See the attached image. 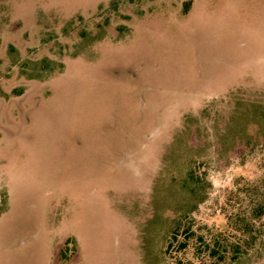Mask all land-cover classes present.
<instances>
[{"label": "rangeland", "instance_id": "rangeland-1", "mask_svg": "<svg viewBox=\"0 0 264 264\" xmlns=\"http://www.w3.org/2000/svg\"><path fill=\"white\" fill-rule=\"evenodd\" d=\"M256 47L264 0H0V264H264V216L237 261L180 251L264 195Z\"/></svg>", "mask_w": 264, "mask_h": 264}, {"label": "trees", "instance_id": "trees-1", "mask_svg": "<svg viewBox=\"0 0 264 264\" xmlns=\"http://www.w3.org/2000/svg\"><path fill=\"white\" fill-rule=\"evenodd\" d=\"M107 24L108 22L104 23V25ZM86 35L87 31L82 30L80 32V36L82 38ZM41 63L43 64L44 70L47 72L46 75L48 76L52 75L56 71L63 70V64L58 68L57 66L51 67L52 64H55V61L47 57L43 58L41 60ZM23 72H25V70ZM25 73L29 78H46V75H34L28 70ZM18 94H21V92H19ZM263 216L264 195H262L261 198L251 199L246 214L242 217H239V215L236 217L234 228L239 231L242 236L237 240L233 239L237 236V234H229L227 229H214L204 231L197 228L194 229L193 225H190L187 222V226L183 228L182 221H180V235L183 236L182 239H180V251L185 252L189 247H191V245H194L196 252L198 251L200 255H204L202 257V260L212 258L216 261V263L224 262L227 259L237 261L255 245L258 238L257 224ZM174 236L176 237V235ZM68 243H70V241L66 239L64 243H59L60 245L56 246V257L58 256L61 259H64L68 256L66 247ZM179 264H194V262L190 259L185 260L183 258H180Z\"/></svg>", "mask_w": 264, "mask_h": 264}, {"label": "crops", "instance_id": "crops-1", "mask_svg": "<svg viewBox=\"0 0 264 264\" xmlns=\"http://www.w3.org/2000/svg\"><path fill=\"white\" fill-rule=\"evenodd\" d=\"M194 2L195 0H193V5H194ZM243 4V3H242ZM250 6V5H249ZM246 7L245 11H246V14L249 12L248 10V7ZM243 7V6H242ZM250 15V14H249ZM242 19V18H241ZM255 55H257V57L261 58V60H258L257 61V64H255V70L259 69H263L264 70V48H261V47H256V51H254ZM256 65H258V67H256ZM200 70H202V66L200 65ZM211 94V93H210ZM57 242V241H55ZM59 243V242H58ZM55 245V244H54ZM56 246V245H55ZM54 254V253H53ZM52 264V263H50Z\"/></svg>", "mask_w": 264, "mask_h": 264}]
</instances>
